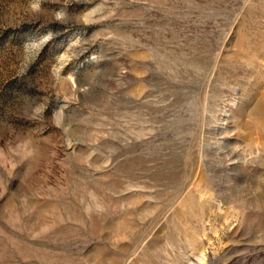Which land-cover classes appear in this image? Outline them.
Masks as SVG:
<instances>
[{"label": "rangeland", "instance_id": "obj_1", "mask_svg": "<svg viewBox=\"0 0 264 264\" xmlns=\"http://www.w3.org/2000/svg\"><path fill=\"white\" fill-rule=\"evenodd\" d=\"M0 264H264V0H0Z\"/></svg>", "mask_w": 264, "mask_h": 264}]
</instances>
